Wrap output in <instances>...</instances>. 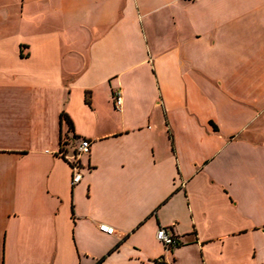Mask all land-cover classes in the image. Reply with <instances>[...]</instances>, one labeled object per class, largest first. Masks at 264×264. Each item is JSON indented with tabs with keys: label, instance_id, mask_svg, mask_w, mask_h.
<instances>
[{
	"label": "crops",
	"instance_id": "0c3cea01",
	"mask_svg": "<svg viewBox=\"0 0 264 264\" xmlns=\"http://www.w3.org/2000/svg\"><path fill=\"white\" fill-rule=\"evenodd\" d=\"M0 264H264V0H0Z\"/></svg>",
	"mask_w": 264,
	"mask_h": 264
},
{
	"label": "built area",
	"instance_id": "2783aa9c",
	"mask_svg": "<svg viewBox=\"0 0 264 264\" xmlns=\"http://www.w3.org/2000/svg\"><path fill=\"white\" fill-rule=\"evenodd\" d=\"M115 104L120 106L122 103V97L120 93L115 95ZM91 149V141L89 139H82L79 145L74 146V150L72 155L67 156L64 154V157L71 163L73 168V177H72V184H78L83 177V174L79 168L80 165V158L83 154L89 153ZM100 230L107 234H113L115 232V228L108 224H100ZM157 239L163 244L166 250H171L177 247L180 244L179 238L168 228L160 227L156 233Z\"/></svg>",
	"mask_w": 264,
	"mask_h": 264
},
{
	"label": "trees",
	"instance_id": "16d2710c",
	"mask_svg": "<svg viewBox=\"0 0 264 264\" xmlns=\"http://www.w3.org/2000/svg\"><path fill=\"white\" fill-rule=\"evenodd\" d=\"M62 117L68 122L69 128L73 129V122H72L71 118L66 113H63Z\"/></svg>",
	"mask_w": 264,
	"mask_h": 264
}]
</instances>
